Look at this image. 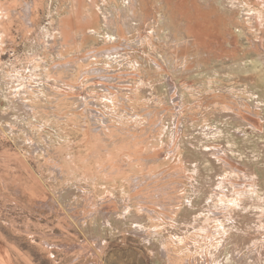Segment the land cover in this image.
<instances>
[{
  "label": "rangeland",
  "instance_id": "374dc122",
  "mask_svg": "<svg viewBox=\"0 0 264 264\" xmlns=\"http://www.w3.org/2000/svg\"><path fill=\"white\" fill-rule=\"evenodd\" d=\"M5 5L0 264H264V0Z\"/></svg>",
  "mask_w": 264,
  "mask_h": 264
},
{
  "label": "bare ground",
  "instance_id": "6f19581e",
  "mask_svg": "<svg viewBox=\"0 0 264 264\" xmlns=\"http://www.w3.org/2000/svg\"><path fill=\"white\" fill-rule=\"evenodd\" d=\"M14 1H15V0H14ZM76 1H77V5H78V4H80V2H81L82 0H76ZM107 1H108V0H107ZM7 2H8V1H7ZM29 3H30V2H28V4H29ZM13 4H14V3H13ZM13 4H12V6H14ZM15 4H16V3H15ZM32 4H34V3H32ZM26 5H27V4H26ZM26 5H25V6H26ZM133 5H134V4L131 3V6H133ZM12 6H11V7H12ZM27 6H28V7H27ZM27 6H26L27 8H26L25 10H23V11H24V15H22V16H20V17H21V18L23 17L22 19H24V20L26 21V24H29V23H30V24H33V23H32V19H31V15H33V14L31 13V9H30L32 5L29 4V5H27ZM11 7L7 8L6 5H5V7L1 8L2 11L0 12V26H1V24H2V21H1V20H3L5 17L10 16V15H9V12H10V8H11ZM33 7H34V6H33ZM115 7H116V6H115ZM133 7H134V6H133ZM102 8H103V7H102ZM111 8H112V7H111ZM120 8H121V7H120ZM107 9H108V8H107ZM103 10H104V8H103ZM11 11H12V10H11ZM17 11H18V10H17ZM116 11H117V10H116ZM78 12H79V11H78ZM96 13H97V12H96ZM12 14H13V13H12ZM16 14H17V13H16ZM94 15H95V14H94ZM107 15H108V14H107ZM13 16H14V15H13ZM109 16H110V15H109ZM18 17H19V16H18ZM69 17H70V16H69ZM114 17H115V16H114ZM114 17H113V18H114ZM124 17H125V16H124ZM128 17H129V16H128ZM256 17H257V21H258L259 24H260V21H261V20H260V17H261L260 14H259V15H256ZM74 18H75V17H74ZM97 18H98V15H96V16H87L86 23L91 24V23L94 22ZM122 18H123V17H121V21H122ZM62 19H63V18H62ZM62 19H60V20L62 21ZM65 19H66V17H65ZM75 19H76V18H75ZM28 20H29V23H28ZM35 20H36V19H35ZM69 20H70V19H69ZM78 20H84V19H83L82 17H80ZM72 21H73V20H72ZM126 21H127L126 24L128 25V23H129L130 21L128 22V19H126ZM62 22L64 23V20H63ZM35 23H36V21H35ZM67 24H68V23H67ZM69 24H70V23H69ZM259 24H258V25H259ZM60 25L62 26V24H60ZM129 25H130V24H129ZM9 26H10V25L8 24V27H9ZM58 26H59V25H58ZM75 26H76V25H75ZM8 27H7V28H8ZM63 27H64V26H63ZM67 27H68V26L66 25V29L69 28V27H68V28H67ZM111 27H112V26H111ZM58 29H59V27H58ZM58 29H57V30H58ZM9 30H10V29H9ZM0 31H1V30H0ZM122 31H123V27L121 26V27L119 28V32H122ZM59 32H61V34H62V39H64V36H65V37L68 36V35H66L67 33H65V30H64V29H61ZM91 32H92V31H91ZM109 32H110V31H109ZM79 33H82V34H83V38H85V37H86V38H87V37H91V35H90L86 30H84V29L79 30V31H78V34H79ZM11 34H12V33H11ZM11 34H10V36H11ZM78 34H77V35H78ZM110 34H111V33H110ZM4 36H5V35H4ZM6 36H7V34H6ZM73 36H74V34H73ZM110 37H111V36H110ZM110 37H109V38H110ZM2 38H4V37H3L2 33L0 32V40H1ZM9 38H10V37H9ZM73 38H74V37H73ZM66 39H67V38H66ZM66 39H64V41H65ZM71 39H72V38H71ZM71 39H70V40H71ZM111 39H112V38H111ZM5 40H6V39H5ZM8 40H9V39H8ZM8 40H7V41H8ZM73 40H74V39H73ZM78 40H79V39H78ZM82 40H83V39H82ZM114 40H115V39H114ZM3 41H4V40H3ZM9 41H10V40H9ZM51 41H54V42L57 41V36H56V34H53V40H51ZM112 41H113V40H112ZM65 42H66V41H65ZM69 42H70V41H69ZM76 42H77V41H76ZM0 43H1V42H0ZM4 43H5V42H4ZM66 43H67V42H66ZM77 43H78V42H77ZM1 44H2V43H1ZM1 44H0V45H1ZM67 44H68V43H67ZM32 50H33V52H32V55H33V56H32L31 58H32V60L35 62V63H34V62H32V63H34V65H35L34 68L37 69V68L39 67V65H40V62H38V59H37V58L39 57V56H38L39 52H38V50L35 49L34 46H33V49H32ZM117 50H118V49H117ZM112 53H114V52H112ZM109 54H110V53H109ZM40 55H41V54H40ZM107 55H108V54H107ZM39 60L41 61V59H39ZM44 60H45V59H44ZM30 62H31V61H30ZM42 62H43V61H41V63H42ZM32 63H31V64H32ZM55 64H57V63H55ZM59 64H60V63H59ZM42 65H43V64H42ZM52 65H53V64H52ZM58 67H60V66H58ZM56 69H57V68H56ZM33 72H34V71H33ZM17 73H18V76H17L16 78L19 80V83H18L19 85L16 83V84H17L16 86L18 87V89L15 88L14 90H15V94H17L16 96H19L18 94H21V93H23V92L26 91V90H25V83H27L28 81L25 82L26 76H24V74H21V73H22L21 71H20V72H17ZM10 74H14V73H10ZM12 79H14L13 76H12ZM14 80H15V79H14ZM16 82H18V81H16ZM11 83H12V82H11ZM9 84H10V83H9ZM9 86H10V85H9ZM31 86H32V85H31ZM10 87H11V86H10ZM19 87H20V88H19ZM26 88H27V85H26ZM7 90H8V89H7ZM11 90H12V88H11ZM16 91H17V93H16ZM11 92H12V91H11ZM26 92H27V91H26ZM11 94H13V93H11ZM15 94H14L13 96H15ZM27 94H28V93H27ZM27 94H26V97L29 96V94H28V95H27ZM23 96H25V94H24ZM21 97H22V96H21ZM27 98L29 99V97H27ZM108 98H109V97H108ZM16 99H17V98H16ZM18 99H19V98H18ZM20 99H21V98H20ZM30 99H32V98H30ZM26 100H27V99H26ZM34 100H35V99H34ZM23 101H24V100H23ZM28 102H29V101H28ZM26 103H27V101H26ZM28 104H29V103H28ZM28 104H27V105H28ZM23 105H24V104H23ZM25 105H26V104H25ZM9 106H11V104H10ZM29 106H30V105H29ZM13 107H14V106H13ZM15 107H19V105H18V106L16 105ZM26 107H27V106H26ZM26 107H25V108H26ZM18 109L21 110V109H23V108H20V107H19ZM27 109H28V108H27ZM35 109H36V108H35ZM23 111H25V113H24L25 115L28 114V113H29V115H30V113H32V112L35 111V110H34V106H32L31 108H29L28 110L25 109V110H23ZM10 113H11V112H10ZM11 114H12V113H11ZM9 115H10V114H9ZM25 115H24V116H25ZM29 115H28V116H29ZM28 116L26 115V117H28ZM10 123H11V122H10ZM10 125H14V124H10ZM11 128H12V127H11ZM135 135H136V134H135ZM216 149H217V148H216ZM219 150H220V149H219ZM213 152H214V151H213ZM213 152H212V153H213ZM216 153H217V152H216ZM197 168H198V167H197ZM204 169H205V168H204ZM205 170L208 172L207 169H205ZM206 171H205V172H206ZM207 172H206V173H207ZM208 173H209V172H208ZM255 174H256V173H255ZM206 175L208 176V174H206ZM208 178H209L210 180H209ZM212 178H213V176L210 177V175H209L208 177H206L205 179L202 178V184H201V185H202V188L206 187L207 184H209V183L211 182ZM214 180H215V179H214ZM220 182H221L220 184L217 182V185H218L217 187H218V188H219V187L224 188L225 186H224L223 182H222V181H220ZM214 183H215V182H214ZM229 189H230V188H229ZM248 190H249V189H248ZM239 193H240V192H239ZM205 195H207V197H206V199H205V202H208V203H209V206H207V208H205V209H201L200 213H201V212H206V211H207V212H210V210H211L210 208H211L212 202L214 203V201H215V197L213 196V193L210 194V192H209V193H207V194H205ZM205 195H204V196H205ZM217 195H218V193H217ZM204 196H203V197H204ZM219 196H220V194H219ZM233 196H234V195H233ZM244 196H245V195H244ZM234 197H235V196H234ZM249 199H250V198H249ZM251 199H252V198H251ZM226 200H227V201H226ZM226 200H225V203L222 205L223 207H225V205L228 206L229 204H227V203H230V202H231V200L228 199V198H227ZM243 201H245V198H244V197L239 198V199L237 198V201H236L237 203H236V205H234V206L232 205V206H230V207H231V208L233 207V209L236 210L237 206H240V205L242 204ZM253 201H254V200H253ZM250 202H252V200H250ZM250 202H249V203H250ZM254 202H255V201H254ZM188 203H189V202H188ZM245 203H246V202L243 203L244 206H245ZM63 204H64V203H63ZM251 204H252V203H251ZM253 204H254V203H253ZM192 205H194V204L192 203ZM242 206H243V205H242ZM250 207H251V206H250ZM128 208H129V207H128ZM187 209H188V211H189V208H187ZM261 210H262V212H263V207H262ZM101 211H102V210H101ZM127 211H129V209H127ZM118 212H119V211H118ZM90 213H91V212H90ZM219 213H221V212H219ZM105 214H106V213H105ZM108 214H110V213H108ZM116 214H117V213H116ZM118 214H119V213H118ZM214 214H218V212H217V213L214 212ZM221 214H222V213H221ZM119 215L121 216V214H119ZM126 215H128V214H126ZM250 215H251V214H250ZM250 215H249V216H250ZM88 216H89V215H88ZM108 216H109V215H107V218H108ZM209 216H210V215H209ZM261 216H263V215H261ZM104 217H105V216H104ZM118 217H119V216H118ZM123 217H124V216H123ZM123 217H121V218H123ZM244 217H245V216H244ZM107 218H106V219H107ZM121 218H120V219H121ZM131 218H133V217H131ZM134 218H135V217H134ZM134 218H133V219H134ZM137 218H138V217H137ZM137 218H135V219H137ZM257 218L259 219L257 223H258V224H262V221H263L264 219L261 218V217H257ZM229 219L231 220V221H230V222H231L230 225H232V224L234 223L232 228H236V229H237V232H236V233L238 234V237H240V238H246L247 235H249V233H250L251 230L253 229V228H252L253 225H251V223L255 222V221L253 220L252 222H248V223H246V225H244V224L242 223V221H240V223H236L237 220H234V218H229ZM229 219H228V220H229ZM104 220H105V219H104ZM121 220H122V219H121ZM128 220H129V219H128ZM137 220H138V219H137ZM197 220H198V219H197ZM122 221L127 222V219L125 218V220H122ZM238 221H239V220H238ZM105 222H106V224L108 225L109 222H111V221H110V219H109V220H106ZM195 223H196V221H195ZM220 224H222V223H220ZM109 225H110V224H109ZM225 226H226L225 224H222V225H221V228H222V229H218V230H217V233L224 232V233H221V235L227 233V229L225 228ZM142 227H143V226H142ZM219 228H220V227H219ZM142 229H143V228H142ZM145 229H147V228H145ZM148 229H149V227H148ZM148 229H147V230H148ZM223 229H224V230H223ZM147 230H146V231H147ZM150 230H151V228H150ZM230 230H231V228H230ZM141 231H142V230H141ZM141 231H140V232H141ZM144 231H145V230H144ZM144 231H143V232H144ZM146 231H145V232H146ZM148 231H149V230H148ZM144 236H145V235H144ZM140 237H141V236H140ZM98 238H99V237H98ZM147 238H149V237H147ZM226 241H227V239H225V242H224V240H222V242H221L220 244L226 246V245H227V242H228V241H227V242H226ZM100 242H101V241H100ZM263 242H264V240H263ZM263 242H261V243H263ZM98 244H99V242H98ZM220 244H219V245H220ZM253 244H254V243H253ZM221 245H220V246H221ZM259 247H260V246H259ZM152 249H153V248H152ZM237 250H238V249H237ZM257 250H258V249H257ZM257 250H256V251H257ZM235 251H236V248H234V249L231 251L230 256L227 255L226 259L223 260L222 263L220 262V264H233L234 261H236V262H238V264H240V263H239V262H240V258H238V256H236V255L234 254ZM228 252H229V251H228ZM257 252H258V251H257ZM237 253H238V252H237ZM254 253H255V252H254ZM162 254L168 255V251H167V249L165 248L164 245L162 246ZM258 255H259V254H258ZM253 256H254V255H253ZM253 256H252V260H253L252 264H254V263H256V264H263L262 261L259 260V258H256V259H255V257H253ZM225 262H226V263H225Z\"/></svg>",
  "mask_w": 264,
  "mask_h": 264
}]
</instances>
